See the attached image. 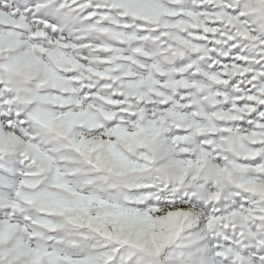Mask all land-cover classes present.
Listing matches in <instances>:
<instances>
[{
    "label": "snow or ice",
    "instance_id": "6c2138e0",
    "mask_svg": "<svg viewBox=\"0 0 264 264\" xmlns=\"http://www.w3.org/2000/svg\"><path fill=\"white\" fill-rule=\"evenodd\" d=\"M0 264H264V0H0Z\"/></svg>",
    "mask_w": 264,
    "mask_h": 264
}]
</instances>
